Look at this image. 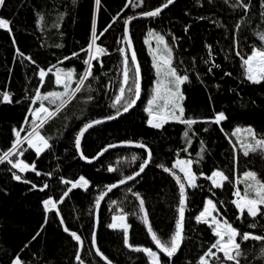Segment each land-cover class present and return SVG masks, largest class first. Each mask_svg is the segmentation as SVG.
Here are the masks:
<instances>
[{
    "label": "trees",
    "instance_id": "trees-1",
    "mask_svg": "<svg viewBox=\"0 0 264 264\" xmlns=\"http://www.w3.org/2000/svg\"><path fill=\"white\" fill-rule=\"evenodd\" d=\"M136 2L133 0V3ZM164 2L143 0L142 7L132 8L128 0H101L97 12L94 0H77L75 5L72 0H7V7L0 8V18L8 19L12 28L11 33L0 29V100L6 92L14 101L11 104L0 102V152L10 148L16 139L14 128L25 129L21 138L31 128V123L25 124L24 121L26 116L31 120L28 109L39 86L36 74L39 69L22 59L16 52L17 48L45 69L55 65V68H74L77 73H82L86 67L83 60L88 58L85 50L91 42L95 19L99 36L97 44L107 49V54L101 57L103 67L93 61L97 79L86 81L81 92L40 129L53 147L37 157L35 151L26 148L24 143L22 148L27 149L24 155L12 157L14 161L35 163L36 171L41 175H36L35 171L18 173L11 165L0 164V264H9L11 255L20 252L42 226L40 236L22 253L24 258L37 264H79L74 253L80 246L63 231L64 226L54 212L45 213L42 201L49 197L58 201L71 187V184H64L62 178L77 181L80 176L89 180L88 189H72L64 202L57 204V208L64 217L65 225L81 236L84 246L80 255L85 264H103L94 255L91 246L95 200L101 191L106 190L105 185L118 183L138 171L146 154L138 149H120L105 154L93 165H85L76 154L74 140L89 120L114 114L111 105L119 94L123 79V57L119 48L125 46L121 41L124 19L139 15L141 11L153 10ZM234 3L235 0H228L227 3L225 0H213L211 4L208 0H177L160 17L134 22L129 28L141 67L140 100L126 115L88 131L81 143L82 153L88 160L108 145L125 141L142 142L153 152L152 161L143 175L130 185L112 192L101 206L97 247L111 264H150L146 254L137 253L124 244L123 229L109 227L114 223L113 217L120 215L126 217L123 223L129 225V244L150 247L161 255L162 260H167L155 248L144 216L146 212L148 222L162 240H168L174 233L178 219L179 185L172 175L157 165L172 168L176 159L193 161L192 170L197 174L199 187L186 188L184 241L173 258L175 264H197L200 256L216 240L211 227L195 220L207 199L217 204L219 211L215 212L216 215L242 233L264 235V218L258 216L253 221L245 211L244 216L237 219L240 213L232 203L237 199V189L242 196L245 193L239 179L246 171H254L259 179L264 180V150L249 152L246 157L237 148L233 136L236 128L249 126L255 129L257 137L264 136V83L252 84L246 80L241 59L247 58L253 48L264 49V41L259 38L264 35V24L258 18L260 0H251L249 15H245L239 7L230 6ZM41 15L43 20H40ZM201 16L205 18L200 19ZM109 24L111 27L105 32ZM186 25H191L187 33L184 32ZM236 25H240L238 31ZM148 31L163 34L169 41L171 36L168 33L180 38L174 46L175 63L181 72L187 70L191 79V83L183 86L187 97L184 101L186 116L198 121L210 120L215 110L223 111L228 117L220 125H193L195 135L189 133L190 147L183 135L185 125L167 123L162 129H154L147 124L148 116L144 109L155 81L145 46ZM233 36L239 38L238 48L231 43L230 37ZM13 37L16 44L12 43ZM206 44L212 45V59L221 66L213 68L211 73H208L209 64L205 62L209 59ZM236 51L241 55L237 56ZM74 52L79 53V57L64 60L65 56L71 57ZM61 60H64L63 64ZM55 68L45 78L48 91L62 90L54 83ZM226 71L231 75L225 76ZM197 75L199 79H196ZM40 91L43 93L45 89ZM45 105L55 111L56 105L47 101ZM204 128L208 131L205 132ZM185 148L187 151H184ZM134 155L138 157L136 160L132 159ZM109 168L113 171H108ZM217 170L229 178L223 182L222 188L212 187L210 179H205ZM13 172L31 183L14 180ZM175 173L183 179L181 174ZM45 183L49 187L39 191ZM32 184L37 185L36 189L32 188ZM136 192L145 202V212L140 211L139 200L133 194ZM251 223H255V228L249 227ZM241 247L247 254L246 258H240L241 264H264V256L260 252L262 242L250 239ZM211 264H216L215 260Z\"/></svg>",
    "mask_w": 264,
    "mask_h": 264
},
{
    "label": "snow or ice",
    "instance_id": "snow-or-ice-1",
    "mask_svg": "<svg viewBox=\"0 0 264 264\" xmlns=\"http://www.w3.org/2000/svg\"><path fill=\"white\" fill-rule=\"evenodd\" d=\"M176 0H165V2L155 7L153 10L141 11L140 16L144 18H158L164 9L169 8L170 5H174ZM213 0H208V3L211 4ZM228 0H225L227 3ZM77 0H72V4L75 5ZM95 8L97 12L101 7V0H94ZM129 5L132 8H139L143 5V0H137L136 3H133V0H128ZM233 8L239 7L245 15H249L251 9V0H235V3L230 5ZM7 7V0H0V8ZM260 9L259 19L261 24H264V0H260ZM205 17L201 16L200 19ZM137 19L136 16H128L123 21V35L121 38L124 47L119 48V52L123 57L122 64V82L119 85V94L115 97L111 107L114 109V114H110L103 119H94L89 120L87 123L83 124L80 128L78 134L75 136L74 144L76 150L79 152L81 150V138L84 136V133L93 128L96 125L105 123L106 121L117 120L125 113H129L130 110L134 109L137 106V101L141 97V67L137 61V55L133 49L132 37L130 34L129 25L133 20ZM40 20H43V15L40 16ZM115 23V20L113 21ZM111 27V24L104 29L106 32L108 28ZM191 25H186L184 27V32L187 33ZM240 25H236L237 31L239 30ZM0 29L6 30L9 33L12 32L11 22L8 19L0 18ZM102 34V33H101ZM171 36V41L166 39L165 35L157 33L155 31H150L149 36L155 40V48L151 46L149 52L152 55L153 64L152 67L156 72V83L153 89L152 98L148 100L147 106L144 111L147 113L148 119L147 124L149 127L154 129H162L163 126L167 123H178L186 126V130L183 135L186 140V143L191 146V139L189 133L193 132V125L197 123L205 124H215L220 125L223 121L227 120L228 117L223 111L215 112L214 117L210 120L198 121L195 118L186 116V106L184 101L186 100V95L183 86L185 84L191 83L190 75L187 70L181 72L178 66L175 63L174 58V46L179 42V37L168 33ZM261 41H264V35L260 37ZM99 36L97 34L96 22L95 19L92 23L91 28V42L88 44L87 49L85 50L88 53V58L83 60L84 65L86 66L82 73H77L73 69L65 68H56L54 73L55 76V85L57 88L63 89L62 91L53 90L48 91L45 86V78L49 76V73L52 72V68L56 66L53 65L51 68H43L37 64V61L31 56H25V54L19 49H16L17 54L22 57L24 60H28L31 64H34L39 69L36 73L38 75V88L35 92L34 97L31 99L30 104L32 105L28 109V114L31 116L29 121L28 117H25V124L31 123V128L26 130L27 134L21 138V132L25 129L21 128L20 130L13 129V133L16 139L11 143V147L6 151L0 152V164L11 165L12 169H17L18 173H24L27 171H35L36 175H41L39 171H36L35 163H26L24 161L16 160L14 161L12 157L14 156H23L27 149L22 148L24 143H27L28 148H31L35 151L36 156L39 157L46 149H51L52 144L49 143V139L41 134L40 129L43 128L44 124L50 117L56 116L67 103L76 97L77 93H80L81 90L85 87L86 81L90 79H97L93 72L94 64L93 61H97L100 67H103V61L101 57L107 54V49L101 47L97 44ZM231 43L239 47V38L230 37ZM13 44H16V40L13 37ZM146 44L149 43V40L145 41ZM59 47V45H58ZM205 47L208 49V58L205 62L209 64L207 68L208 73L213 71V68L221 67L219 64L215 63L212 59V45L206 44ZM128 50H131V55L129 57ZM237 56H240V52L236 51ZM73 57H79V53L74 52L71 57L65 56L64 60H69ZM243 60V65L245 66V78L247 81L252 84H262L264 83V49L253 48L251 54L247 58L241 57ZM64 60H61L60 63L63 64ZM182 63V62H181ZM35 71V70H34ZM225 76H230V72H224ZM196 79H199L197 75ZM49 80L51 78L49 77ZM75 84L73 88L72 85ZM44 88L45 91L42 93L40 89ZM127 94V95H126ZM211 100V97H209ZM45 101L48 104L56 105L55 111L51 110L50 107L45 105ZM2 103L11 104L13 103V98L9 93H4L2 96ZM38 104V106H37ZM222 130V129H221ZM204 131H208V128H204ZM241 129L237 128L235 133L240 132ZM246 132L249 137H251V143L243 144V155L248 156L249 152H255L257 149L264 150V136L257 137L256 131L254 128L249 126L246 129ZM233 133V135H235ZM127 145L133 146L135 148L143 149L147 153V158L139 166V170L136 171L133 175H129L119 180L118 183H110L105 185L106 191H101L95 200V207L98 210L101 205V201L111 192L114 188H117L119 185L126 184L128 181H134L137 177L145 171V168L152 161L153 152L142 142H133L125 141ZM202 143V142H201ZM117 145H108L103 149L99 155H103L104 152L108 151V148H114ZM187 151V148L184 149ZM81 158L87 160L91 163V160H88L86 156L81 152ZM138 157L133 156L132 159L136 160ZM202 160L203 157L201 156ZM193 161L191 159L181 160L178 159L175 164L172 165V168L166 167L163 164L157 165L162 168L166 173H169L176 180V183L179 185V203H178V219L175 223V231L170 236L168 240H162L157 233L153 230L151 224L148 222L147 213L145 212V202L140 197L138 192L133 193L136 198L139 200V207L141 212H145L144 223L147 225L148 234L151 236L152 242L155 244V248L158 249L159 253H162L164 257H167V260H162L161 255L157 251H153L150 247H133L129 244V225L123 223L126 219L124 215L118 217H113V220H119L122 223V228L124 232V244L129 248H132L133 251L137 253H144L148 257L150 264H175L173 260L177 256V253L181 250V245L184 241V221H185V210L187 205V192L186 188H198L197 185V174L192 170ZM178 168L181 173H183V179L176 175L172 169ZM108 171H113L112 168H109ZM17 172L12 173V178L16 181H21L23 183H31L29 180L23 179L20 174ZM48 175H51L49 173ZM218 178V179H217ZM205 179H211L212 187L222 188L223 182L227 181L229 178L222 171H213L211 177H205ZM245 181L249 182L246 184V190L243 196L240 195L239 190L235 192L237 199L232 201L235 204V207L239 210L240 216L237 219H241L244 216L245 211L247 216L255 218L260 216L264 218V180L258 178L257 173L254 171H246L244 173ZM64 184H71V187L63 193L58 201L49 197L42 201L43 209L45 213L54 212V214L59 217V222L63 225V231L66 232L73 240L77 242L80 248L74 253L75 260L79 264H85L82 260L80 252L83 250L84 242L80 235L75 231L70 230L69 227L65 225L64 217L61 215L60 210L57 208V204H62L64 198L68 196L69 192L72 189L82 188L87 190L89 187V180L85 177L80 176L77 181H69L62 178ZM37 185L32 184V188L36 189ZM49 185L45 183L42 187L39 188V191L43 192ZM249 189L251 191H249ZM131 191V189H129ZM217 204L212 200L208 199L203 207V210L195 216L197 223L208 224L209 227L215 225L213 229V235L217 238L214 243L208 248V250L200 256L197 264H209L207 257H213L216 264H241L240 258L245 257L246 253L242 249L241 245L244 242L253 241L262 242L261 255L264 256V235L253 234L250 232H241L236 227H233L231 223L227 220L221 222L220 219H217L215 216H212V213L218 212ZM211 217V219H209ZM47 223V215L45 216V224ZM99 223V216L97 215V224ZM255 223L249 224L250 228H255ZM111 228L117 227L116 223L109 225ZM41 231H43V226L39 231H37L31 238L30 241L26 242L21 248L20 252L14 253L10 257L9 264H37L35 261L27 260L24 258L22 253L25 249L29 248V245L32 241L36 240L40 236ZM91 246L95 248V255L99 256L102 260H105L107 264H111V261L102 253V251L97 247V235L95 229L91 232ZM215 249V252H213ZM222 253V257L218 254Z\"/></svg>",
    "mask_w": 264,
    "mask_h": 264
},
{
    "label": "water",
    "instance_id": "water-1",
    "mask_svg": "<svg viewBox=\"0 0 264 264\" xmlns=\"http://www.w3.org/2000/svg\"><path fill=\"white\" fill-rule=\"evenodd\" d=\"M176 2H177V0H176ZM175 2V3H176ZM172 5H170L169 7H171ZM168 9V8H167ZM166 9H164V11H165ZM163 11V12H164ZM136 17H137V19H135V20H133L132 22H131V24L132 23H134V22H137V21H143V20H147V19H149V18H144V17H141L140 16V14L139 15H135ZM131 24L129 25V28H130V26H131ZM133 49H134V47H133ZM128 54H129V57H130V55H131V50H128ZM139 101V100H138ZM138 101H137V103H138ZM131 111V110H130ZM127 113H125L124 115H126ZM123 115V116H124ZM122 117V116H121ZM119 119V118H118ZM115 120H113V121H106L105 123H102V124H100V125H96V126H94L93 128H90V129H88L85 133H84V135L88 132V131H90V130H92V129H94V128H97V127H99V126H102V125H105V124H107V123H110V122H114ZM84 137V136H83ZM83 137L81 138V143H82V139H83ZM114 145H117V147H114V148H108V151L107 152H104V154L103 155H99V153L100 152H102L103 150H101L93 159H91V163H89L87 160H85V159H82L81 158V152H82V150H80L79 152L76 150V148H75V151H76V154H77V156H78V158L82 161V163H84L85 165H93V164H95L97 161H99V159L101 158V157H103L105 154H107V153H109V152H111V151H115V150H120V149H138V150H142V151H144L143 149H139V148H135V147H133V146H130V145H127V144H125V143H117V144H114ZM145 152V151H144ZM145 154H146V158H147V153L145 152ZM149 165V164H148ZM148 167V166H147ZM146 167V168H147ZM146 168H145V170H146ZM144 173V172H143ZM143 173H141V175L139 176V177H141L142 175H143ZM139 177H137L134 181H128L126 184H123V185H119L117 188H114L111 192H109L108 193V195L107 196H105V198L101 201V205H100V208H99V210H98V213H97V209H96V207H95V210H94V218H93V223H94V226H93V229H95V231H96V234H97V231H98V226H99V223L97 224V215L99 216V212H100V209H101V206H102V204L104 203V201H105V199L112 193V192H114V191H116V190H118V189H120V188H123V187H125V186H128V185H130L131 183H133V182H135ZM106 191V190H105ZM92 250H93V253H94V255H95V248H92ZM96 256V258L101 262V263H103V264H107V262L105 261V260H102L99 256H97V255H95Z\"/></svg>",
    "mask_w": 264,
    "mask_h": 264
},
{
    "label": "rangeland",
    "instance_id": "rangeland-1",
    "mask_svg": "<svg viewBox=\"0 0 264 264\" xmlns=\"http://www.w3.org/2000/svg\"><path fill=\"white\" fill-rule=\"evenodd\" d=\"M149 32H150V31H148V33H147V37H146V39H145V41H146V40H149V43H148V44L145 43V46H146V48H147V50H148L149 57H150V60H151V65H152V64H153V60H152V55H151L150 52H149V48H150V46H151V47L154 49L155 46H156V44H155V40L152 39V38L149 36ZM58 68H60V67H58ZM152 68H153V67H152ZM153 70H154V75H155V81H154V85H153V89H154L157 77H156V72H155V69H154V68H153ZM55 71H56V68H55V70H54V73H55ZM72 86H73V85H72ZM62 90H63V89H62ZM62 90H60V91H62ZM152 94H153V90H152ZM151 98H152V95H151L150 99H151ZM148 100H149V99H148ZM148 100H147V102H148ZM146 106H147V104H146ZM236 129H237V128H236ZM236 129H235V130H236ZM240 129H241V131L238 132V133H235V130H234L233 133H235V135H233V136H234V139H235V143H236L237 148L243 153V144H244V143H251L252 141H251V137H249L248 134H247V132H246V129H247V128H240ZM25 144H26V147H27V146H28L27 143H25ZM177 160H178V159H176V160L173 162V164H175V162H176ZM181 160H187V159H181ZM174 171L177 172V173H179V174H181L182 177H183V173H181V172L179 171L178 168H174ZM217 179H218V178H217ZM239 181H240L241 185L243 184V191L245 192V190H246V184L249 183V182L245 181V179H244V175L239 179ZM210 182H211V179H210ZM189 188H190V187H189ZM249 191H251V190L249 189ZM240 195H241V194H240ZM241 196H242V195H241ZM207 200H208V199H207ZM207 200H206V201H207ZM206 201H205V203H206ZM212 216H215L217 219H220L221 222L224 221V220H222L218 215H216L215 212L212 213ZM209 219H211V217H210ZM114 223L117 224V227H116V228H121V229H123V228H122V223H121V221L116 220V221H114ZM207 225H208V224H207ZM214 227H215V225H213V226L211 227V228H212V232H213ZM215 238H216V237H215ZM216 239H217V238H216ZM213 252H215V249H213ZM219 254L222 256V253H219ZM206 259H208L209 264H211V261H214V258H213V257H207Z\"/></svg>",
    "mask_w": 264,
    "mask_h": 264
}]
</instances>
